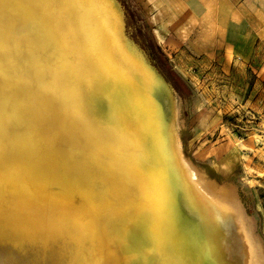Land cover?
Returning a JSON list of instances; mask_svg holds the SVG:
<instances>
[{"label":"water","instance_id":"1","mask_svg":"<svg viewBox=\"0 0 264 264\" xmlns=\"http://www.w3.org/2000/svg\"><path fill=\"white\" fill-rule=\"evenodd\" d=\"M87 70L102 111L50 97ZM187 102L119 0H0V264H264L240 187L186 153Z\"/></svg>","mask_w":264,"mask_h":264},{"label":"rangeland","instance_id":"2","mask_svg":"<svg viewBox=\"0 0 264 264\" xmlns=\"http://www.w3.org/2000/svg\"><path fill=\"white\" fill-rule=\"evenodd\" d=\"M131 1L184 92L186 153L245 191L264 237V41L227 21L231 0Z\"/></svg>","mask_w":264,"mask_h":264},{"label":"snow or ice","instance_id":"3","mask_svg":"<svg viewBox=\"0 0 264 264\" xmlns=\"http://www.w3.org/2000/svg\"><path fill=\"white\" fill-rule=\"evenodd\" d=\"M64 0H29L31 11L34 15L40 16L45 8L50 4H60ZM97 84H89L87 80V70L72 73L64 83L66 94L50 97V102L56 105L66 103L77 121L81 115H86L92 111H102L103 105L95 97L94 90Z\"/></svg>","mask_w":264,"mask_h":264},{"label":"flooded vegetation","instance_id":"4","mask_svg":"<svg viewBox=\"0 0 264 264\" xmlns=\"http://www.w3.org/2000/svg\"><path fill=\"white\" fill-rule=\"evenodd\" d=\"M119 2L124 8L127 26L130 29L133 38L144 49L162 76L174 87L178 94L184 97L181 84L168 67L163 56L155 47L151 37L149 36L147 26L137 8L133 5L131 0H119Z\"/></svg>","mask_w":264,"mask_h":264},{"label":"crops","instance_id":"5","mask_svg":"<svg viewBox=\"0 0 264 264\" xmlns=\"http://www.w3.org/2000/svg\"><path fill=\"white\" fill-rule=\"evenodd\" d=\"M231 8L227 7L226 18L233 20V26L238 28L237 25L242 22L243 34L257 35L258 39L264 41V0H231ZM217 5V20H221L224 17L223 7ZM212 12V11H211ZM213 16L210 18V24H213ZM202 21V20H201ZM217 21V25H218ZM234 31V30H233ZM237 32L238 31H234Z\"/></svg>","mask_w":264,"mask_h":264}]
</instances>
